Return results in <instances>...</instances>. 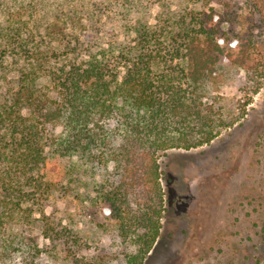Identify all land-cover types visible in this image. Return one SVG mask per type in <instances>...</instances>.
<instances>
[{
  "label": "trees",
  "instance_id": "obj_1",
  "mask_svg": "<svg viewBox=\"0 0 264 264\" xmlns=\"http://www.w3.org/2000/svg\"><path fill=\"white\" fill-rule=\"evenodd\" d=\"M211 1L176 3L158 28L132 16L141 0L20 1L30 16L0 24V260L38 264L56 250L79 264L69 229L46 212L61 192L91 216L107 211L136 243L127 264L143 262L165 209L158 155L209 143L236 120L208 89L224 63L244 69L252 93L264 77L251 36L223 28L229 3ZM115 29L133 37L104 43Z\"/></svg>",
  "mask_w": 264,
  "mask_h": 264
},
{
  "label": "rangeland",
  "instance_id": "obj_2",
  "mask_svg": "<svg viewBox=\"0 0 264 264\" xmlns=\"http://www.w3.org/2000/svg\"><path fill=\"white\" fill-rule=\"evenodd\" d=\"M20 1L28 0H5L0 24L22 22L30 16L28 9L19 7ZM184 2L141 0L139 12L133 11L132 16L158 28L176 10V3ZM226 2L231 18L224 30L251 36L254 61L261 62L264 0ZM210 7L222 11L218 0H212ZM100 37L115 45L130 41L133 33L115 29ZM218 70L208 85L209 93L222 106L226 121L236 120L220 128L209 143L189 149L173 147L158 155L165 209L159 235L141 264H264V77L252 93L255 85L246 81L242 67L224 63ZM42 83L39 79L38 84ZM2 90L0 82V94ZM61 130V122L55 121L51 132L59 136ZM97 178L106 188L108 173ZM60 193L51 196L46 212L54 223L60 221L69 229L68 246L72 254L81 256L79 264H127L136 243L122 238L109 213L100 210L91 216L93 207L87 201ZM39 243H43L41 238ZM71 257L54 250L41 253L37 262L76 264ZM0 264L24 263L18 258L0 260Z\"/></svg>",
  "mask_w": 264,
  "mask_h": 264
}]
</instances>
